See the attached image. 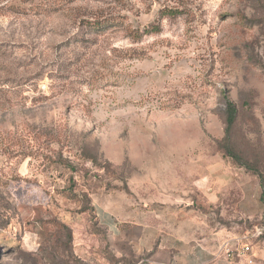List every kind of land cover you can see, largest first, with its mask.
Returning a JSON list of instances; mask_svg holds the SVG:
<instances>
[{
	"label": "rangeland",
	"instance_id": "1",
	"mask_svg": "<svg viewBox=\"0 0 264 264\" xmlns=\"http://www.w3.org/2000/svg\"><path fill=\"white\" fill-rule=\"evenodd\" d=\"M263 192L264 0H0V264H264Z\"/></svg>",
	"mask_w": 264,
	"mask_h": 264
},
{
	"label": "trees",
	"instance_id": "2",
	"mask_svg": "<svg viewBox=\"0 0 264 264\" xmlns=\"http://www.w3.org/2000/svg\"><path fill=\"white\" fill-rule=\"evenodd\" d=\"M180 11L177 10H161L158 12V18L154 21L148 28L143 30V32H133L132 35L135 37H141L142 35H149L152 33H157L160 30V20H163L166 17H172L176 14H180ZM225 128L224 136L217 143L219 152L224 158H227L233 162L238 167L244 168L247 172L256 174L260 177V172L256 166H254L250 161L246 160L241 150L236 146L232 132L236 127L239 111L235 103L225 98ZM264 192L261 193V199ZM70 239V237H69Z\"/></svg>",
	"mask_w": 264,
	"mask_h": 264
},
{
	"label": "built area",
	"instance_id": "3",
	"mask_svg": "<svg viewBox=\"0 0 264 264\" xmlns=\"http://www.w3.org/2000/svg\"><path fill=\"white\" fill-rule=\"evenodd\" d=\"M264 235V227H254L252 230V233H247L238 242V247L236 248V256L237 257H244L248 256L250 252V247H249V242L251 241L252 238L259 237ZM232 250L226 248L225 249V254L227 258H231L232 256Z\"/></svg>",
	"mask_w": 264,
	"mask_h": 264
}]
</instances>
